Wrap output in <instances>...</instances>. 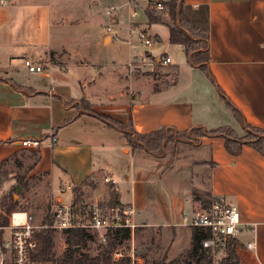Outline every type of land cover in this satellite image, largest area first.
<instances>
[{"label":"crops","instance_id":"0c3cea01","mask_svg":"<svg viewBox=\"0 0 264 264\" xmlns=\"http://www.w3.org/2000/svg\"><path fill=\"white\" fill-rule=\"evenodd\" d=\"M65 2L32 13L18 0H4L0 8V163L19 151L37 154L30 176L49 178L52 201H67L55 196V185L58 190L81 186L82 200L88 203L93 200L85 191L91 185H114L121 203L136 210L140 226L169 236L171 247L189 250L192 223L202 210L194 188L213 197L224 195L240 209L243 222L256 224V232L239 234L241 264H264V155L249 145L232 155L222 136H205L198 145L179 142L173 155L163 157L141 148L131 151L122 131L93 115H77L78 107L61 99L85 98L97 112L132 121L142 133L164 125L180 130L231 126L242 136L246 130L219 85L246 120L264 130V0H185L193 8L208 9L209 66L218 85L188 62L186 51L180 56V44L170 42L169 27L164 37L154 34L163 43L161 56H109L106 47L113 37L73 28L76 20L69 17ZM164 55L172 58L168 65L160 63ZM175 57L177 63H172ZM26 58L44 64L45 70L30 72ZM132 60L164 74L159 80L138 74ZM26 139L40 145L23 146ZM210 162L214 167L206 165ZM105 176L115 184L105 182ZM97 194L94 200L100 198ZM72 200L73 190L68 202ZM243 234L247 242L255 240V249L246 248Z\"/></svg>","mask_w":264,"mask_h":264},{"label":"trees","instance_id":"16d2710c","mask_svg":"<svg viewBox=\"0 0 264 264\" xmlns=\"http://www.w3.org/2000/svg\"><path fill=\"white\" fill-rule=\"evenodd\" d=\"M165 5L168 7V13L173 19V24L163 21L162 17L153 10H147L149 22L166 23L169 27V38L173 44H182L185 47L187 60L193 66L200 67L210 78L216 82L209 66V47L210 33L208 28V9L202 5V15L194 20L187 14L188 4L185 0H167ZM204 20V25L199 20ZM219 92L227 102L235 117L245 128L244 135L239 133L231 126H220L216 128H207L204 126H193L191 128L180 130L172 125H164L150 132H139L132 121H122L107 114L99 113L92 108L91 103L85 98L76 100L74 98L61 97L64 105H74L78 107V114L87 113L93 115L108 126L122 131L128 141L131 151L138 148L144 149L155 156L173 155L177 143L186 142L198 145L205 136H222L225 138V148L232 155L242 153L245 145L255 148L264 155V130L250 124L243 112L227 97L223 89L218 85ZM36 161L29 167V171L34 169L38 157L34 154ZM206 165L211 168L214 163ZM85 183V182H84ZM20 184L23 189L28 187L26 176H18L17 184L13 186V193L4 196L0 201V225L5 226L9 223L8 216L17 209H24L20 199L15 197L17 185ZM195 199L201 203L202 209H207L211 205L214 197L211 192L194 188ZM83 199L81 186L73 188V201L76 206L81 204ZM121 203L119 193L114 185L110 186L109 195L101 199L102 205H115ZM25 210V209H24ZM66 246L64 251L57 255L54 229H42L36 234L38 241V250L34 258L42 263L52 262L53 264H127L128 258L120 262H114L112 254L119 246L124 247L125 243L131 239V230L129 228L110 229L106 233V243H98L97 252L89 253L86 249L91 240H95V235L87 232L85 229L72 228L63 232ZM209 235V232L199 226H192V247L189 255L195 258L194 264H212L218 250L213 248H203L202 241ZM241 245L238 238H230L225 255L220 264H241V259L237 250V245ZM138 252V251H137ZM140 254V253H139ZM142 255V254H141ZM144 264H179L176 259L168 260L167 255L160 258H153Z\"/></svg>","mask_w":264,"mask_h":264},{"label":"rangeland","instance_id":"374dc122","mask_svg":"<svg viewBox=\"0 0 264 264\" xmlns=\"http://www.w3.org/2000/svg\"><path fill=\"white\" fill-rule=\"evenodd\" d=\"M21 8L27 10L30 13L34 12L38 8H42L45 11L51 10L58 6V0H18ZM89 1L92 5H89ZM66 0L64 7H66L69 17L76 22L72 23V27L75 29L89 28V32L94 35L102 37L105 34H110L113 37V41L109 47H106L107 54L118 55L127 60L130 56L146 57L147 54H153L161 56L164 51L163 43L156 39L155 33L161 34L163 37L168 33V25L166 23H152L150 35H152V45L145 44L138 37V32L145 30V25L148 22L147 10H153L157 15L161 16L163 21L173 24V19L168 13V7L165 5L167 0L161 1L164 8H158L155 6V1L151 0ZM4 0H0V8L4 5ZM91 4V3H90ZM187 14L193 20L202 15V8H193L188 6ZM132 9H136L137 14L132 17ZM26 11V13H27ZM110 11V12H109ZM25 13V14H26ZM201 25H204V20H199ZM135 27V28H134ZM136 29V30H135ZM148 32V31H147ZM149 33V32H148ZM180 50V56L185 53L184 46H177ZM123 50V53H122ZM130 52V53H129ZM172 59V58H171ZM177 57L173 58L172 63H177ZM137 73L143 75H149L155 80H159L164 74L163 69H155L154 71H148L147 68L137 65ZM154 79L151 82L154 84ZM16 84V83H15ZM18 85V84H16ZM36 157L31 153H23L19 151L15 158H8L0 163V200L13 193V186L17 184L18 176H26L28 180V187L18 193L21 204L24 209L30 212L34 216L36 223L44 221L48 206L51 205V189L50 180L43 174H35L30 176L29 167L33 164ZM91 184V180H87ZM106 187V186H105ZM104 185H97L93 188L89 187V191L85 193L94 200L96 193L101 199L108 197L110 186L105 188ZM105 188V189H104ZM55 196L62 195L65 200L70 201L72 191L68 190L65 193H61L58 190V185L54 186ZM85 194V195H86ZM84 197V194H83ZM86 197V196H85ZM100 198H97L100 200ZM1 202V201H0ZM50 204V205H49ZM202 209V207H201ZM160 231L150 230L147 227L140 226L135 232L134 243L138 253L145 257V262L153 259L160 258L167 254V259H176L179 264H194L195 258H191L189 255V248H184L181 245L171 247L169 245L170 237L166 235L163 238ZM244 242L249 239L245 234L241 235ZM56 241V253L60 255L66 246L65 236L62 232L58 231L55 235ZM99 239L95 235V240H91L87 247V251L91 254L97 252ZM132 246V239L127 241L124 245V249L128 250ZM172 248V250H171ZM189 250V251H188Z\"/></svg>","mask_w":264,"mask_h":264},{"label":"built area","instance_id":"2783aa9c","mask_svg":"<svg viewBox=\"0 0 264 264\" xmlns=\"http://www.w3.org/2000/svg\"><path fill=\"white\" fill-rule=\"evenodd\" d=\"M155 1V6L164 8L161 1ZM132 17L137 14L136 9H132ZM110 12V11H109ZM138 37L145 44L152 45L151 35L145 31H139ZM171 62L169 56H162L160 63L168 65ZM144 64L142 60H132L130 65L137 66ZM24 65L30 72H42L45 66L42 63H35L32 59L26 58ZM26 147H38V140L26 139L22 141ZM104 181L115 184L112 177L105 176ZM73 190L71 184L62 186L61 193ZM9 223L0 225V264H53L42 263L34 258L38 250L37 232L42 229H54L55 234L64 232L72 228L85 229L87 232L97 235L101 243H106V233L110 229L129 228L131 230L132 246L125 250L119 246L113 251L112 259L120 262L124 258L129 259L127 264H144L145 257L139 254L135 248V232L140 227L136 221V210L131 205L122 203L115 205H102L101 200L95 199L88 203L81 201L79 206L71 202L56 198L52 201L47 215L43 222L36 223L34 216L24 209H17L8 216ZM193 225L199 226L209 232L203 239V248H213L218 250L212 264H220L225 255L230 238H238L243 231L256 232V224L243 222L240 209L231 205L224 195L214 197L211 205L207 209L198 212L193 220ZM240 244L237 245V250ZM246 248L253 250L256 248L255 240L246 243Z\"/></svg>","mask_w":264,"mask_h":264},{"label":"water","instance_id":"95a60500","mask_svg":"<svg viewBox=\"0 0 264 264\" xmlns=\"http://www.w3.org/2000/svg\"><path fill=\"white\" fill-rule=\"evenodd\" d=\"M22 190V186L20 184L17 185V192L19 193ZM18 193L15 194V197H18Z\"/></svg>","mask_w":264,"mask_h":264}]
</instances>
